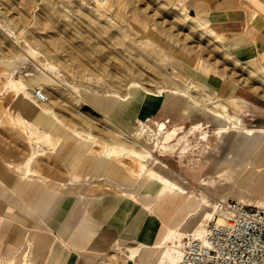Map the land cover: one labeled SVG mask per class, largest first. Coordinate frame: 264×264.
<instances>
[{
	"label": "rangeland",
	"instance_id": "rangeland-1",
	"mask_svg": "<svg viewBox=\"0 0 264 264\" xmlns=\"http://www.w3.org/2000/svg\"><path fill=\"white\" fill-rule=\"evenodd\" d=\"M187 16L209 21L217 38ZM254 50L260 53L249 34L220 29L206 19L199 0H0V212L5 205L8 212L5 217L3 211L0 220V264H22L24 255L43 258L42 264H141L138 256L130 257V249L139 247L142 238L151 240L148 234H141L138 243L117 244L102 254L86 253L78 245L92 223L99 227V216L147 209L143 181H135L147 171L214 210L230 201L264 208V181L241 185L218 168L233 144L243 149L244 158L260 163L258 177L264 172V140L249 145L242 135L221 131L223 121L206 111L211 104L202 99L204 92L187 87L203 84L215 97L211 102H223L241 127L264 125V78ZM39 92L42 101L35 97ZM238 94L245 101L236 100ZM14 99L33 102L18 115L25 124L32 121L53 135L57 145L52 152L44 154L46 145L26 139L12 125L8 109ZM36 105L49 110L43 117L51 127L35 121ZM88 141L93 142L90 156L77 155L80 144ZM31 145L39 151L33 160ZM106 145L126 149L117 157L122 169H110L114 161L105 160ZM97 160L102 161L98 169ZM11 161L22 166L27 162L35 171L27 206L16 198L9 202V191H3L15 181L3 169V163ZM71 163L85 173L90 186L82 180L70 184ZM81 196L86 205L100 202L92 203L90 222L80 218L82 208L76 202ZM121 200L126 203L123 210ZM188 205L169 206L168 212L181 213ZM12 208L19 210L13 214ZM164 213L155 216L153 245ZM64 224H69L68 233L78 234L61 238ZM192 227L188 232L181 228L179 234L191 233ZM60 242L62 250L57 248Z\"/></svg>",
	"mask_w": 264,
	"mask_h": 264
},
{
	"label": "bare ground",
	"instance_id": "bare-ground-1",
	"mask_svg": "<svg viewBox=\"0 0 264 264\" xmlns=\"http://www.w3.org/2000/svg\"><path fill=\"white\" fill-rule=\"evenodd\" d=\"M187 17L191 21H195L197 26L199 28L203 29L204 31H206L209 36H213V37L217 38V35L213 31L210 30V28L208 26V23L206 21H203V20H200V19H193L191 16H187ZM60 44L58 43V45H60ZM70 61H72V59ZM75 65L78 66L77 64H75ZM259 69H260V72L262 73V77L264 78V65L259 63ZM161 75H162V73H161ZM162 76H164V75H162ZM170 76H172V74ZM262 83H264V82H262ZM12 84H13L14 89L18 90L17 85H15V83H12ZM22 85H23L22 82L19 83V86H22ZM131 85H133V84H131ZM143 87L145 88V86H143ZM187 87H191V89H193V91L200 92V90H201V92L202 91L204 92L203 93L204 96H203L202 99L203 100L209 99L207 101H210V104H211V105H206L207 102L205 103L206 106H209V108L206 111L209 112V114L211 113L216 119L223 121V125L219 128L221 131L226 132L228 130L230 132H235V131H238V130H242L246 135H251L253 133L251 130H248V129L244 128V127H241L242 124H241L240 120L236 117L235 113L233 111L229 110V108L227 106L221 104L223 102L219 103V100H218V102L217 101L211 102L212 99H214L215 97L211 96L209 93H206L207 91L204 90L205 87L203 85L191 84V86L189 85ZM177 90H178V88H177ZM160 91H161V89H160ZM179 91H180V89H179ZM151 92H148V93H151ZM182 92H184V91H182ZM169 93L176 94V91H170ZM39 94L42 95L43 100H44L43 94L41 92ZM188 95H190V94H188ZM35 97L38 99L37 96H35ZM215 100H217V99H215ZM193 101H194V97H193ZM32 104H33V102H31L30 100L28 101L27 99L26 100H22V99L15 100L14 99L13 104L10 105V107L8 109V114L11 116L10 121H11V123L13 122L12 125H14L16 127V130L18 129L20 134L22 136H24L26 139L31 140V138H35L37 141L41 142L43 145H46L47 150H42V152L44 154H46V153L49 154V152H52L51 150L55 147V145H57V142L53 141V135L50 132H46V130H42V129L40 130V128H38L36 126V124L34 122H32V121L26 120V124H25L23 118H21L18 115V112L21 113L22 110H24V109L32 108V106H33ZM200 105H201V102H200ZM32 111L36 115L35 116V121L44 122V124L42 126L45 127V128L46 127H51V124L48 122L49 120L43 117L44 114H48L49 110L47 111V109L41 108V107L36 105V107L33 108ZM201 114H203V113H201ZM195 129H197V128H195ZM147 130H149V128ZM144 132L146 133V131H144ZM117 137H119V135ZM120 137L122 138V136H120ZM162 139H164V138H162ZM124 140L125 139H123V141ZM28 142H30V141H28ZM92 143H93L92 141H88L87 143L80 144V146L77 149L78 153L76 152L77 155L81 152L82 154L90 156V151L92 149L89 150V147H90V145H92ZM121 143H124V142H121ZM142 147H144V146H142ZM117 148H119V151L116 150ZM103 149L105 150V152L102 151ZM103 149H101V151L103 152L105 160L106 161L107 160L114 161V163L112 162L113 164L110 162L111 165H112L110 169H112V170H120L122 164H120V161H119V159H117V157H119L121 155V153L125 152L126 149H124L123 146L121 147L119 145L111 147V148H108L107 145H106V146H103ZM164 151L165 150H163V152ZM128 152L134 153L135 151L132 152L130 150L129 151L127 150V153ZM38 153H39V151L34 152L33 146L31 145V160H33ZM81 153H80V155H81ZM135 155H138V154H135ZM142 155H144V154H142ZM145 155L147 156L148 154H145ZM137 157H140V156H137ZM10 160H11V158H10ZM95 162H96L97 169H98L101 166L102 161L101 160H97ZM26 163L22 166V165L14 164V163H12V161L11 162H4L3 163V169H4L5 172L11 174L15 179H17L18 185H23L24 181L26 179H32L33 174L35 173L33 168H31V166L29 164H26ZM36 163H37V161H36ZM105 164H109V163L105 162ZM68 167H69L68 180H69L71 185H76V183L79 184V182L81 180L83 182L86 181L85 173L83 172L84 173L83 174L82 172H79L76 165L71 163ZM105 167H107V166H105ZM140 167L142 168L143 166L141 165ZM131 174L129 176H131ZM38 175H39V173H38ZM140 179L143 181V185H142L143 186V191H144L143 194H144V196L146 198L145 199L146 202H148V205H146L147 209H148V212L150 214L152 212L156 213L155 207H157V208L160 207V210L162 211V213L166 212V214L164 213V215H166L167 218L166 217L164 218L165 222H163V228H161L160 231H159V234H158L157 239H156V243L154 245H153V243L152 244L141 243V245L139 247H136L133 251H130V253H131L130 257H133L134 253L137 254V256L139 257L138 258L139 262L141 264H146L147 260L149 258H152V260H153L152 264H187L183 260V245H184L183 241L186 238H189L190 236H192V237H194L196 239L202 238L203 233L205 231L206 224L209 223L212 220H216V219L218 221L220 220L221 217H220V213H219V207L223 203H218L215 206V210L211 209L212 207L210 208L209 204L206 201H204V200H195L192 197L184 196L183 190H181L180 187L177 186V184L171 183L167 179L165 180V179H162L161 177L154 178V174L150 173L149 171H147V173H140L138 175V178L135 181L137 182ZM48 181L50 182V180H48ZM85 185H89L90 186V183L89 182L88 183L84 182V186ZM113 185L116 188H120V185L117 182H113ZM199 198H201V197H199ZM150 201H153L154 206L152 205L153 203L150 202ZM184 202H186L187 204L189 203V205H188V207L185 206V210L183 212L174 213V212H171V209L168 212V207L169 206H176V208H179V207H181L183 205ZM224 203H226V202H224ZM163 204H166L164 209L160 206V205H163ZM248 206H250V205L248 204ZM84 218H86V220L88 221L89 218H90L89 213H84L83 220H85ZM203 220H206L207 223L206 224H202L201 221H203ZM191 224L194 225L193 227H195V228H193ZM191 227L193 228L191 233L189 232L188 234H179V231H180L181 228H185L186 229L185 232H188L187 230H189ZM48 252L49 251H47V253ZM42 259L43 258H41V260L37 261V259L33 260V259H30V257H28L27 255H24L22 264H42L43 263ZM19 263H21V262H19Z\"/></svg>",
	"mask_w": 264,
	"mask_h": 264
},
{
	"label": "crops",
	"instance_id": "crops-1",
	"mask_svg": "<svg viewBox=\"0 0 264 264\" xmlns=\"http://www.w3.org/2000/svg\"><path fill=\"white\" fill-rule=\"evenodd\" d=\"M199 1L200 10L204 13L205 18L211 20L220 29L231 28L234 31L241 33L242 35L244 33H247L252 36L253 42L256 43V47L258 51H260V53H256L255 50L254 52L260 57L259 63L264 65V0ZM200 20H203V18H200ZM206 22L208 23L209 21ZM210 30L213 31L211 28ZM242 41L243 43H248L245 40ZM241 97L242 94H238L235 98L236 100L245 101ZM244 128L251 130L253 133L251 135H246L242 130H238L235 132L237 133L236 135H242L241 140L248 139L249 145L252 143L254 144L260 140H264V125H259L252 128ZM242 150L243 149L240 148H233L232 144L229 154L225 157V159L220 160V162L218 163V168H221L222 170H227V173L232 177V179L238 181L241 185H246L249 182L255 181L256 179L259 181V185L262 184V182L264 181V172L259 174L258 177L256 176L257 172L260 171V163L257 161L254 162L250 158H244L243 155L240 154ZM14 180L15 181L11 185H4L5 188L3 191H9V194L6 195L8 201L10 202L13 198H16V202L20 201L19 203L24 202L26 206L29 205L27 199L29 197L28 193L30 191L31 181L33 179H26L23 185H18L17 179L14 178ZM3 191L1 193H3ZM76 203L78 207L82 208V214L80 216V218L82 219L84 213H89L90 216L94 217V211L91 207L92 203L99 204L100 202L92 201L90 202V205H86V203L83 202V197L81 196L79 197ZM31 205L33 204L31 203L30 206ZM119 206L121 210H123V208H126V203L121 200ZM160 206L164 209L166 204ZM3 207L4 209L2 208V211L0 212V220H2L4 217L3 211L6 212L5 217L8 213L6 211V205ZM97 209L99 210V207H97ZM115 209L116 208H113V211L111 212H114ZM155 209L156 213L152 214H149L145 207H138L134 209L131 213L128 212V214L125 213L122 215V213H118L115 214L113 217L99 216V227L97 224H93L91 222L92 226H90L87 231H84V233L80 237V245L78 246L82 248L84 247V251L86 253L102 254L107 251H110V249L117 244L138 243L141 239V234L142 236L148 234V237L151 238V240H149V238L147 240L142 238L141 242L151 244L152 238L155 236L158 228H156L157 224L155 221V216H157L159 212H161L160 207H155ZM17 210H19V208H12L11 212L15 214ZM88 222L90 221L88 220ZM73 225L74 224H72L71 227H73ZM53 227H56V225H53ZM68 227L69 224L62 225L60 229L61 238H64L66 235L70 234L72 236L74 234H78V232L75 230H71V232L68 233L66 231ZM57 248H59V250H62V248H64V244L59 243V246H57ZM43 250L44 249H42L41 252ZM132 250L133 249H130V251ZM136 256L137 254L134 253L133 257ZM128 261L134 263L132 262V260Z\"/></svg>",
	"mask_w": 264,
	"mask_h": 264
},
{
	"label": "built area",
	"instance_id": "built-area-1",
	"mask_svg": "<svg viewBox=\"0 0 264 264\" xmlns=\"http://www.w3.org/2000/svg\"><path fill=\"white\" fill-rule=\"evenodd\" d=\"M39 93L36 96L42 101ZM219 213L220 220L207 223L202 238L185 239L184 262L264 264V208L230 201L220 205Z\"/></svg>",
	"mask_w": 264,
	"mask_h": 264
}]
</instances>
